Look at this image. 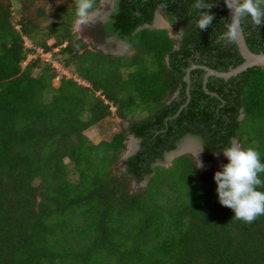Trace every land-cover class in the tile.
<instances>
[{
  "label": "trees",
  "instance_id": "obj_1",
  "mask_svg": "<svg viewBox=\"0 0 264 264\" xmlns=\"http://www.w3.org/2000/svg\"><path fill=\"white\" fill-rule=\"evenodd\" d=\"M18 1L15 8L0 0V264H264V216L233 220L219 202L216 172H201L190 154L155 164L186 135L201 140L206 162L234 139L264 162V68L210 76L206 90L215 96L196 68L186 94L192 65L227 72L243 62L236 44L217 40L229 19L224 0H206L217 6L204 31L190 10L195 0H116L104 31L132 48L118 56L73 31L74 0L50 14L42 5L54 0ZM156 11L171 26L182 21L178 49L165 29L133 35ZM242 33L251 52L264 53V26L245 18ZM38 49L58 50L73 76L55 88L51 62L34 74ZM111 116L131 120L140 139L125 171L115 168L126 131L98 144L85 136ZM145 176L146 186L133 191L132 181Z\"/></svg>",
  "mask_w": 264,
  "mask_h": 264
},
{
  "label": "clouds",
  "instance_id": "obj_2",
  "mask_svg": "<svg viewBox=\"0 0 264 264\" xmlns=\"http://www.w3.org/2000/svg\"><path fill=\"white\" fill-rule=\"evenodd\" d=\"M74 3L75 23L78 27L83 29L97 22L96 0H74ZM224 4L230 12V17L226 21V30L217 37L218 41L226 45L238 43L245 18H250V23L257 29L264 26V0H224ZM216 6L206 0H195L190 4L191 11L199 12V19L195 22L199 30H207L212 25L215 14L208 10ZM157 14L163 17L156 11L153 24ZM144 26L146 25L141 27ZM222 154L228 163H222L221 170L214 175L219 202L234 212L233 220L252 224L258 217L264 216V191L258 190L264 187V180L260 178V174L264 173V162L254 147L243 148L236 139L230 142V146L222 148ZM197 163V167H204L202 161L197 160Z\"/></svg>",
  "mask_w": 264,
  "mask_h": 264
},
{
  "label": "rangeland",
  "instance_id": "obj_3",
  "mask_svg": "<svg viewBox=\"0 0 264 264\" xmlns=\"http://www.w3.org/2000/svg\"><path fill=\"white\" fill-rule=\"evenodd\" d=\"M12 2H13L14 7L16 8L18 6V2L19 1L18 0H12ZM63 2H65V4H66V0H54V1H50L48 3L45 2V3H43V5L42 4L41 5L45 8L46 13L50 14L58 6L63 5L64 4ZM105 2H106L105 0H102V4H101V0H100L99 6L97 8V12H98L97 19H98V21L96 23H98V22L101 21V20H99V17H102L101 16L102 14H103V17H106L105 14H106L107 11H108L109 14H110V12H112V7H113L114 0H112V1L111 0H108V2H106V3ZM160 17H162V16L160 15ZM158 19H159V16H158ZM158 19H157V21H158ZM51 21H53V18L51 17V15L46 16V19H44L43 21L39 20L40 25L43 28H45L46 26H48ZM157 21L155 22V25L153 23L151 25H149V29H153L154 26H156L157 28H164V29H166L168 31L169 36L174 40L175 49H178V47H179V39H180V37L182 35V33L180 32V30L183 29V27H182V21L181 20H177L175 22L174 26H171V25L167 24L166 21L163 19V17L160 18V22H161L160 24ZM73 31L78 35V37H80L82 40H84L85 42H87L90 45L91 48H93V49H95L97 51H100L99 49H101V45H103L104 39H106V37H104V38L102 37V32H101L102 31V27L100 25H98V24H93V25L85 26L83 29H81L75 23L73 25ZM50 42H52V41H50ZM129 48H130L129 52H125V54H118L116 52V53L110 54V55H116V56H118V55H130L132 53V48L131 47H129ZM57 51L58 50L53 49V50H51L48 53H41V50L38 49L36 55L40 57L41 62H40V65H39L38 69H35L34 70V74H37L39 72V70H40V67H43L47 63L51 62L52 66L56 69L57 74H58V77L55 78L52 81V85L55 88L58 87V85H59V78L61 76H73V69H72V67L65 68L57 60V59L61 58L60 55H56L57 54L56 53ZM107 51L109 52V50H107ZM109 53H112V51L109 52ZM36 55H34V57ZM83 84H86V83H83ZM131 124H132L131 120H126V121L125 120H119L115 116H111L109 118H105L98 125H96V126L90 128V129H88L85 132V136L88 138V140L91 143L98 144L102 140H107V141L110 140V138L113 136V134L115 132H117V131H121V130L126 131L129 134V138H128V142H127L128 147H127L126 152L124 153V156H125V154H129L130 153V151L132 150V148H134V147L137 148V146H138L137 145L138 144V141L135 140L133 142V139H134V138H132L133 134L130 133ZM187 141L188 140L184 141V143L187 142ZM190 141H192V140H190ZM194 142H196V141H194ZM184 143H182L183 146L185 144H187V143H185V144ZM139 145H140V143H139ZM197 146H198V144H197ZM138 150L139 149H137V151ZM137 151H136V153H137ZM192 151H194V152H192ZM180 152H183V153L186 152L185 154H188V153L189 154H192L193 153L192 155L196 157V155H198V152L199 151H197L195 149H192V147H191V153L188 151V149L182 150V151L179 149V153ZM131 156H133V155H131ZM219 156L220 157L216 156V159H214V162L208 163L203 168H199L198 167L199 170L201 172H205V171H209V170L213 171L214 173L217 172L221 168V164L224 163L225 161H228L227 158L223 156V154H220ZM130 157H128V158H130ZM173 157H174V155L172 156V158ZM200 157H201V153H200ZM168 158L170 159V156ZM196 159L199 160L197 157H196ZM123 162L124 161H122V159L119 160V162L117 163L115 169L120 170V171H125L126 170V166L123 164ZM202 162H203V160H202ZM161 163L163 165H166L167 164V161L161 162ZM155 164H157V163H155ZM154 166L155 165H153L152 167H154ZM197 166H198V163H197ZM149 177L150 176H145V178L142 181H136L134 179L132 181V185H131L133 191H137L140 188H144L146 186L147 182H148Z\"/></svg>",
  "mask_w": 264,
  "mask_h": 264
},
{
  "label": "water",
  "instance_id": "obj_4",
  "mask_svg": "<svg viewBox=\"0 0 264 264\" xmlns=\"http://www.w3.org/2000/svg\"><path fill=\"white\" fill-rule=\"evenodd\" d=\"M110 14H111V12H110ZM109 15H108V18H109ZM229 17H230V12H229ZM105 22H106V19L103 21V23H105ZM142 28H148V25H146L144 27H141V28H137L133 32V35L136 34L138 31L142 30ZM153 29H158V28L153 27ZM106 38L113 39L116 42H122L125 45H127L128 47H130L129 44H128V42L126 40H121V39H118L117 37L111 36V35H107ZM236 45H237L238 51H239V53H240V55H241V57L243 59V62L240 65H238L237 67L230 68L227 72H220V71H216V70H213L211 68H208L206 66L192 65L190 68H188L186 70L184 79H185V82H186V85H187L186 86V94L188 96H189V87H190V72L193 69L198 68V69H202V70L205 71L204 79H203V89L205 90V92L207 94L214 95L215 96L214 93H210V92H208L206 90V83H207L208 78L210 76H214V77L223 78L225 80H228L231 77L237 76L238 74H240L242 72H245L249 68H254V67L255 68L256 67H262V68H264V53H258V54H256V53L251 52L250 49L248 48L247 44H246V41H245V38H244L242 32H241V36L238 39V43H236ZM100 51L102 53H104V54H110V53H106V52H104L102 50H100ZM187 101H189V97H188V100ZM132 138H136V137L135 136H132ZM136 139L138 140V147H139L140 139H138V138H136ZM187 140H193V139H187ZM138 147H137V149H139ZM137 149L132 154H130V155L129 154H125V156H123L121 158L122 161H125L128 157H130L131 155H134L136 153ZM180 155H182V154H178L174 158L179 157ZM217 156L220 157L219 155H217ZM196 157L200 161H202V158L200 157V150L198 152V155H196ZM215 159H216V157H215ZM170 163H171L170 161L169 162L167 161V164L166 165H163L162 163L161 164L159 163L157 165H162V166L168 167Z\"/></svg>",
  "mask_w": 264,
  "mask_h": 264
},
{
  "label": "bare ground",
  "instance_id": "obj_5",
  "mask_svg": "<svg viewBox=\"0 0 264 264\" xmlns=\"http://www.w3.org/2000/svg\"><path fill=\"white\" fill-rule=\"evenodd\" d=\"M106 2H108V0H105ZM105 2V3H106ZM101 4H102V0H101ZM102 17H103V14L101 15ZM158 16H159V19H158ZM102 17H99V20H101V18ZM160 18H162V17H160V14H158L157 15V17H156V21H157V19H158V23L160 24L161 22H160ZM164 19V18H163ZM104 20V19H103ZM165 20V19H164ZM97 21H98V19H97ZM167 23V22H166ZM161 26V25H160ZM169 26V25H168ZM156 28V27H155ZM170 28V27H169ZM168 28V29H169ZM158 29H164V28H158ZM106 42H107V44H106ZM124 46V47H123ZM113 47H115V48H117V50L118 51H114L113 53H110V54H114V53H118V54H125V52H129V50H130V48L127 46V45H125L124 43H122V42H116L115 40H113V39H110V38H106V40L104 41V43H103V45H101V49L100 50H102V51H104V52H106V53H109L107 50L108 49H110V48H113ZM111 50V49H110ZM135 140H137L136 138H134L133 139V142L135 141ZM138 141V140H137ZM185 143H187V144H185ZM184 144V146H183V144L179 147V148H177L176 150H173V151H171V152H169V153H167L166 154V161H171L175 156H177L178 154H183V152H180L179 153V149L182 151V150H186V149H188V151L191 153V147H192V149H195V150H197V151H199V149H198V146H197V142H194L193 140L192 141H190V140H188L187 142H185ZM138 145V144H137ZM183 146V147H182ZM138 147V146H137ZM182 147V148H181ZM139 148V147H138ZM137 148H132V150L130 151V153L132 154L135 150H136ZM178 151V152H177ZM192 152H194V151H192ZM129 153V154H130ZM185 153V152H184ZM176 154V155H175ZM189 154V153H188ZM193 154V153H192ZM174 155V157L172 158V156ZM195 155V154H194ZM170 156V159L168 158Z\"/></svg>",
  "mask_w": 264,
  "mask_h": 264
},
{
  "label": "flooded vegetation",
  "instance_id": "obj_6",
  "mask_svg": "<svg viewBox=\"0 0 264 264\" xmlns=\"http://www.w3.org/2000/svg\"><path fill=\"white\" fill-rule=\"evenodd\" d=\"M112 1V0H111ZM115 5H116V0H114V2H113V7H112V12H111V14L109 15V13H108V11L106 12V14H105V16L106 17H102L101 18V21L100 22H98V23H95V24H98V25H100L101 27H102V37L104 38V37H106L107 35H110V34H107L105 31H104V27H105V25L110 21V19H111V16H112V14H113V12H114V9H115ZM108 15H109V18H108ZM103 18H104V20L106 19V22L105 23H103ZM108 19V20H107ZM155 22H156V18H155V21H154V25H155ZM154 27H156V26H154ZM157 28V27H156ZM112 36V35H111ZM106 39H104V41H105ZM104 43V42H103ZM124 47V46H123ZM196 139V141L198 142V148H199V150H200V153H201V158H202V160H203V165L205 166V165H207L208 163H211V162H214V159H215V157L217 156V155H215L214 157H212V159H211V161H208V162H206L205 161V158H204V149H203V144H202V142H201V140L198 138V137H196V136H192V135H186V136H184L182 139H181V141L180 142H178V144L176 145V148L174 149V150H176L177 148H179L180 147V145L182 144V143H184V141L186 140V139ZM171 151H173V150H171ZM170 151V152H171ZM167 153H169V152H166V153H164V155H163V159L161 160V161H159V162H157V164H161V162H165V160H166V154ZM186 153V152H185ZM185 153H183L182 155H184ZM190 155H192V154H190ZM193 156V155H192ZM195 157V156H194ZM177 158V157H176ZM196 158V157H195ZM175 159V158H174ZM174 159H172L170 162L172 163V161L174 160ZM196 161H197V159H196ZM171 163L169 164V166H171ZM168 166V167H169ZM199 169V168H198Z\"/></svg>",
  "mask_w": 264,
  "mask_h": 264
},
{
  "label": "crops",
  "instance_id": "obj_7",
  "mask_svg": "<svg viewBox=\"0 0 264 264\" xmlns=\"http://www.w3.org/2000/svg\"><path fill=\"white\" fill-rule=\"evenodd\" d=\"M106 44H107V42H106ZM111 49V50H110ZM110 49H108L110 52L112 51V53L114 52V51H118L117 50V48H115V47H113V48H110Z\"/></svg>",
  "mask_w": 264,
  "mask_h": 264
}]
</instances>
